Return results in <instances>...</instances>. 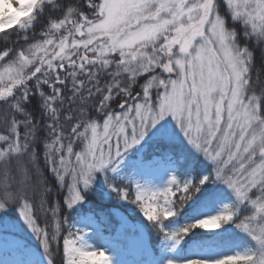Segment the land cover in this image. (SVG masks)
<instances>
[{
    "label": "snow or ice",
    "instance_id": "6c2138e0",
    "mask_svg": "<svg viewBox=\"0 0 264 264\" xmlns=\"http://www.w3.org/2000/svg\"><path fill=\"white\" fill-rule=\"evenodd\" d=\"M157 245L264 264V0H0V264H156Z\"/></svg>",
    "mask_w": 264,
    "mask_h": 264
},
{
    "label": "rangeland",
    "instance_id": "374dc122",
    "mask_svg": "<svg viewBox=\"0 0 264 264\" xmlns=\"http://www.w3.org/2000/svg\"><path fill=\"white\" fill-rule=\"evenodd\" d=\"M75 158L73 157V160ZM145 179L153 180V182H156L157 184H160L163 182V177L158 178L156 181L153 179L152 176H146ZM192 207L186 208V212L181 213L182 216H178L176 219V223H184L188 216L191 215ZM120 211L126 215L129 219V221L133 224L137 223H143L142 220H146L140 214L139 209L136 208L135 205H127L120 208ZM247 215V213H245ZM22 223V222H21ZM42 226V225H41ZM78 227H80V231L77 232V236L82 237L83 243L85 245L86 250H94V249H105L106 255H114L115 253L112 251L115 241L113 239L114 232L112 231L111 227L109 225H91L89 227H85L83 223L79 224ZM74 232H76V228H73ZM203 231V230H201ZM145 235L148 236L147 230L145 231ZM235 235L237 237H242L243 234L238 233V231L235 232ZM20 238L23 239V241L28 244L30 247L36 248L38 246V242L35 240V238L27 231H24L20 234ZM225 243L222 245L220 244L217 248L209 249L212 253H220L223 255H232L235 253V251H238L239 249L235 246L238 241H235L233 239H226L224 241ZM61 246L62 240H61ZM79 246V245H78ZM190 247L195 248V245H190ZM153 251L157 254L154 257H151L153 260L156 261V264H159L160 258H163V252L157 245L156 248L153 249ZM184 253L181 250H177L174 255L181 256ZM0 256H3L5 258H8L11 256V253L5 252L0 253ZM139 253L137 250L128 249V250H121L120 253L117 254V259H124V260H133L138 259Z\"/></svg>",
    "mask_w": 264,
    "mask_h": 264
},
{
    "label": "trees",
    "instance_id": "16d2710c",
    "mask_svg": "<svg viewBox=\"0 0 264 264\" xmlns=\"http://www.w3.org/2000/svg\"><path fill=\"white\" fill-rule=\"evenodd\" d=\"M254 75H255V71H254ZM191 206H193L192 204H189V205H187L186 206V208H189V207H191ZM184 212H186V209L184 210ZM180 217L182 216V214H180L179 215ZM142 222H143V224H145V225H148V228H150L151 227V225L150 224H148V222L146 221V220H142ZM41 225H42V227H43V223H41ZM107 224H105V226H106ZM147 230V229H146ZM72 231L74 232V230L72 229ZM195 231H197V232H202L201 230H195ZM148 232V231H147ZM149 235V234H148ZM150 238L153 240V241H156L157 239H158V237H157V234L154 232V231H152L151 232V236H150ZM225 242H222L221 244L223 245ZM60 252L62 253V246H61V243H60Z\"/></svg>",
    "mask_w": 264,
    "mask_h": 264
}]
</instances>
